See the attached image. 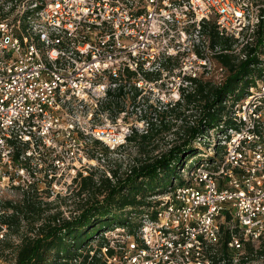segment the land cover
Wrapping results in <instances>:
<instances>
[{"label": "built area", "instance_id": "built-area-1", "mask_svg": "<svg viewBox=\"0 0 264 264\" xmlns=\"http://www.w3.org/2000/svg\"><path fill=\"white\" fill-rule=\"evenodd\" d=\"M261 10L264 0H0V200L5 185L33 191L40 173L48 183L87 177L96 167L89 152L94 141L109 153L120 146L111 145V92L122 88L124 102L136 92L140 97L177 63L178 86L215 72L220 81L214 63L220 48L211 46L209 29L235 39L239 53L254 44ZM258 53L257 78L243 98L231 105L227 99L228 116L211 130L219 156L183 173L184 185L153 197L156 205L134 224L132 214L126 226L104 232L106 243L90 249L88 260L212 264L225 211L238 229L229 230L228 251L264 238V62Z\"/></svg>", "mask_w": 264, "mask_h": 264}, {"label": "trees", "instance_id": "trees-1", "mask_svg": "<svg viewBox=\"0 0 264 264\" xmlns=\"http://www.w3.org/2000/svg\"><path fill=\"white\" fill-rule=\"evenodd\" d=\"M261 13L264 15V10ZM262 24L257 28L254 44H245L239 53L234 51L235 45H238L236 40L220 37L211 29V46L220 48L214 56L216 70H222L220 81L216 80L217 75L202 76L192 80L191 84L178 86V101L163 106L147 105L155 117L143 115L146 128L141 133L131 128L124 138L125 143L112 152L126 146H133L141 153L146 148L148 151L142 153L140 160L132 162L122 174L118 168L109 169L111 179L96 172L73 179L74 189L64 200H82L70 217L62 216L56 206L58 197L47 202L37 193H23L17 202L5 201L0 214V226L4 229L0 239V264H8V255H12L13 264H71L78 257H82L81 264H100L95 256L88 260L90 248L85 255L79 254L92 240L85 235L94 227L98 228L95 234L98 235L111 228L113 223L123 225L121 215L126 209L134 211L143 205H150L144 204L145 199L148 193L159 191V176L166 177L171 170L181 166L183 169L186 162L201 155L195 144L205 139L203 136L217 128L228 116L230 108L225 104L227 99L238 101L243 98L254 77L260 73L254 52L261 49L264 43ZM241 54H245L246 59L241 60ZM121 89L114 94L111 92V119L116 118L125 107V102L119 99ZM138 94L136 92L130 100L134 102ZM168 116H171L169 122H162ZM176 123H179L178 127H174ZM159 128L172 131L175 142L165 148L153 144ZM200 161L202 159L198 163ZM12 237L17 242H13ZM101 240L100 245L106 243V239ZM229 240V230L222 229L219 244L211 255L212 264H248L255 254L264 257V242L261 239L257 249L252 243H245L244 254L234 263L228 252Z\"/></svg>", "mask_w": 264, "mask_h": 264}, {"label": "rangeland", "instance_id": "rangeland-1", "mask_svg": "<svg viewBox=\"0 0 264 264\" xmlns=\"http://www.w3.org/2000/svg\"><path fill=\"white\" fill-rule=\"evenodd\" d=\"M263 26V24H262ZM264 27V26H263ZM212 27L209 29L211 31ZM264 30V29H263ZM209 31V32H210ZM263 37H264V31H263ZM235 40V39H234ZM238 48V45H235L234 51L236 52V49ZM259 51V58L261 61L264 62V43ZM264 64V63H263ZM169 64L168 66H170ZM171 67V66H170ZM178 63L177 66L175 65L172 69H169V71H163L161 74V81H157L156 85L151 88H144L145 93H142L140 97H136V100L132 102L131 100H125V107L122 108L125 113V115L119 116L118 118H112L111 121V145L115 144L116 146L123 144L122 141L124 137H126L130 133V129H135L137 132H142L146 125L144 123L145 114L147 116H150L151 118L155 117V114L153 111H150L149 107L147 105L151 106H163L167 103H173L178 101L180 98H177V95L179 97L180 91L178 90V82H179V74H178ZM257 70L260 71V68ZM214 75H217L219 78V74L215 72ZM258 76V75H257ZM256 76V78H257ZM245 95V94H244ZM232 102H235L233 99L229 100V105L233 104ZM145 110V113H144ZM144 115V116H143ZM196 115V114H195ZM143 117V118H142ZM171 116L166 117L165 120L162 122H169V118ZM160 126V125H158ZM179 123H176L174 127H178ZM172 131L168 132L164 128H159V131L156 133L155 139L153 144H157L160 148L168 147V144H172L175 141L173 140ZM205 139L200 140L199 143H196V148L201 152V155H199V159L193 158L190 163V161L186 162V165L183 169L181 167H178L176 170H171L166 177L159 176L157 183H160V189L159 191H156L155 193H148L147 198L145 199L144 204H150L149 206H155L156 205V199H153V197L159 196L164 194V192L168 191L172 187H179L183 186V178L184 174L187 173L189 170L195 167L196 164H198V160H204L206 158H215L218 157L220 154V149H215L213 145H215V134L212 131H209L205 136H203ZM117 148V147H116ZM148 148L145 149L142 153L146 152ZM148 151V150H147ZM90 157H92L96 162V167L92 168L91 170H94L92 172H96L98 175L104 174L108 177L109 169L111 168H118L121 170V173H124L126 168H128L129 165L132 164V162H136V160H140V155L142 154L141 151H137L133 146H126L122 149H118L115 153L111 151L109 153L108 149L103 145L101 141H94L91 147H89ZM216 155V156H215ZM89 173V171H88ZM184 173V174H183ZM40 181H37L33 184V191H29L30 194L37 193L39 197H41L43 200L47 202H52L57 200V207L59 208L60 212L62 213V216L64 218H68L71 216V213H73L76 208L79 207L81 198L75 199V200H67L65 201V197L69 195V193L74 189V186L72 184V179L70 176H62L59 179H56L55 181H52L50 183L45 182L41 179L42 174L40 173L37 176ZM165 178V179H164ZM172 180L173 183H172ZM36 190V191H35ZM23 191L26 192V189H18L11 186H4L3 195L0 200V212H3V203L5 201H12L17 202L20 200L21 195L23 194ZM163 192V193H162ZM49 196V198H47ZM60 197V198H59ZM60 199V200H59ZM80 201V202H79ZM148 205H143L140 208L131 211V209H126L124 212H122L121 219L124 222L121 227L126 226L125 221H127V217L134 214V216H130L131 222H136L138 220V216L144 212V210L147 209ZM130 212V213H129ZM133 218V219H132ZM221 223H222V229L223 230H233V232L238 233V229H236L235 223L232 219V214L230 211H225L221 215ZM115 223H113L111 226H113ZM116 225V224H115ZM118 225V224H117ZM129 227V226H128ZM110 229V228H109ZM109 229L103 230L98 235H95L98 231L97 227L92 228L85 236L87 238L92 237V240L88 243V245L82 249V251H79V254H84L89 248H99L101 243V236H103V233L108 232ZM95 235V236H94ZM11 240L13 242H17V239L12 237ZM262 242H264V238L262 239ZM254 245V248L257 249L259 246L258 243H252ZM229 254L234 259H238L239 256L244 254V249H242L240 252H231L228 251ZM12 255H8L7 262L8 264H13L11 262ZM78 262H82V257H78L77 262L74 263V261L71 262V264H77ZM248 264H264V257L262 258L259 254H255L252 258V260Z\"/></svg>", "mask_w": 264, "mask_h": 264}]
</instances>
